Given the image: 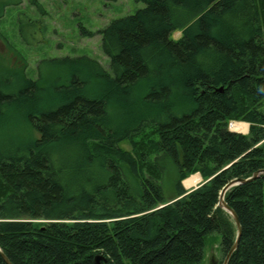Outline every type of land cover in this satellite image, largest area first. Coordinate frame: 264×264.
I'll list each match as a JSON object with an SVG mask.
<instances>
[{"label":"trees","instance_id":"obj_1","mask_svg":"<svg viewBox=\"0 0 264 264\" xmlns=\"http://www.w3.org/2000/svg\"><path fill=\"white\" fill-rule=\"evenodd\" d=\"M137 1L99 30L109 69L78 55L15 89L0 76V135L17 130L0 141V249L13 264H203L208 234L224 257L237 238L222 188L258 171L225 193L242 224L228 264H264V0Z\"/></svg>","mask_w":264,"mask_h":264},{"label":"rangeland","instance_id":"obj_2","mask_svg":"<svg viewBox=\"0 0 264 264\" xmlns=\"http://www.w3.org/2000/svg\"><path fill=\"white\" fill-rule=\"evenodd\" d=\"M32 5L29 0H0V76L10 78L12 89L19 86L17 81L37 78L48 70L44 59L63 56L88 55L109 69V58L101 47L100 29L113 19L135 13L144 3L137 0H38ZM92 31V34L83 32ZM182 30L173 32L172 37H181ZM19 80H18V79ZM12 80H15L14 82ZM11 85V84H10ZM243 133L248 132L249 123L235 121ZM242 126V127H241ZM17 132L9 128L6 135ZM123 146L129 148L125 143ZM168 194L175 196L171 172L167 175ZM175 177V176H174ZM198 177L194 183L189 179ZM202 182L200 173L192 174L183 180L186 188H192ZM223 264L221 235L210 233L205 240L203 264Z\"/></svg>","mask_w":264,"mask_h":264},{"label":"water","instance_id":"obj_3","mask_svg":"<svg viewBox=\"0 0 264 264\" xmlns=\"http://www.w3.org/2000/svg\"><path fill=\"white\" fill-rule=\"evenodd\" d=\"M260 174V172H254V174L252 176H250L249 178H235V179H232L230 182H228L221 190V193H220V198H219V205L221 207H223L226 211H228L232 217L234 218L235 220V223H236V226H237V229H238V234H237V238L235 240V242L233 243L232 247L230 248L229 252L227 253L224 261H223V264H228L229 262V259L232 255V253L235 251V249L238 247V243H239V240H240V236H241V233H242V224H241V221H240V218L237 214V212L232 208L230 207L227 202L225 201V193L226 191L231 188L232 186L234 185H237V184H240V183H243V182H247V181H250L252 179H255L258 175ZM0 253L1 255L3 256L4 260L8 263V264H13L10 259L6 256V254H4L1 249H0ZM102 258V256H97V264H100V259ZM211 264H215L213 261L211 262Z\"/></svg>","mask_w":264,"mask_h":264},{"label":"bare ground","instance_id":"obj_4","mask_svg":"<svg viewBox=\"0 0 264 264\" xmlns=\"http://www.w3.org/2000/svg\"><path fill=\"white\" fill-rule=\"evenodd\" d=\"M239 123V122H238ZM238 123H236L235 121L231 122L230 124H232V127L234 129H239L240 128V124L238 125ZM230 127V126H229ZM242 127V126H241ZM231 129V128H230ZM198 180V177H195V178H191L189 179L188 183H194ZM225 259V258H224ZM211 260L213 261V259L211 258Z\"/></svg>","mask_w":264,"mask_h":264},{"label":"crops","instance_id":"obj_5","mask_svg":"<svg viewBox=\"0 0 264 264\" xmlns=\"http://www.w3.org/2000/svg\"><path fill=\"white\" fill-rule=\"evenodd\" d=\"M249 130V129H248Z\"/></svg>","mask_w":264,"mask_h":264}]
</instances>
